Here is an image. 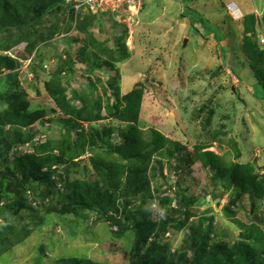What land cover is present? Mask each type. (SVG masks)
I'll return each mask as SVG.
<instances>
[{"label": "rangeland", "instance_id": "374dc122", "mask_svg": "<svg viewBox=\"0 0 264 264\" xmlns=\"http://www.w3.org/2000/svg\"><path fill=\"white\" fill-rule=\"evenodd\" d=\"M245 1L250 14L264 15V0ZM231 2L234 1L144 0L141 12L130 8L115 14L76 8L68 33H58L45 40L38 35L32 38L33 47L28 52V39H19V32H12L5 42H0L3 48L0 63L7 64L2 57L15 61L14 69L0 67V109L8 108V87L19 89L29 112H35L39 106L49 110L41 120L26 128L37 134L34 142L58 141L62 124L54 120L61 116V111L49 95L46 83L55 78L62 65L70 63L71 73L60 76L67 98L78 92L91 100L102 101L101 117L94 122H83L85 136L90 131L102 134L111 128L115 130L111 144H116L120 142L118 131L125 130L129 123L108 115L106 105L117 102L114 95L117 88L122 96L134 89L142 90V109L136 126L149 150L156 146L153 131L185 149L172 159L154 151L146 171L147 190L152 197L148 193L145 197L131 196L129 205L135 218L124 221L135 225L144 211L152 212V220L159 219L164 211L161 219H183L190 213L195 215L190 222L197 218H203L206 226L212 222L215 229L211 245L219 244L226 249L239 240L240 230L226 218L225 208H236L237 219L244 226H259L260 219L253 221L255 215L264 218V199L261 203L258 198L251 200L249 193L240 194L237 199L233 181L216 180V172L204 168L195 155L197 146L207 145L206 151L216 153L226 165L253 164L254 174L264 180V92L262 87L259 86L260 91L256 88L258 83L242 52L243 22L250 14L246 12L243 20H236L227 9ZM50 11H45L49 20L46 26L51 24ZM62 18L60 14L57 16L59 22ZM257 18L262 20L260 16ZM255 30L254 40L264 50V25L259 22ZM94 41L97 46L105 45L107 53L103 56L102 51L85 53L83 48L87 44L94 46ZM36 52L41 53L38 61L33 60ZM113 52L121 60L110 58ZM92 54H99L104 60L101 66L94 62V55L90 57ZM77 132L71 133L73 141L79 138ZM108 137L105 135V141ZM235 143L241 150V158H236ZM166 148L168 144L162 152ZM31 153V144L14 148L9 156L0 153V173L11 174L2 179L0 175V194L6 197L0 199V229L8 224L1 217V210L12 203L10 200L16 194L10 187L23 175L17 172L13 162ZM92 155L88 150L72 161L71 182L99 180L89 162ZM55 168L59 170L62 166ZM54 178L59 182V177ZM47 189L38 181L26 186L24 202L39 211V219L8 217L15 227L29 229L31 234L20 244L0 246V264H70L73 259H88L94 264H128L133 238L129 232L116 235L118 228L109 219L111 211L105 216L102 206L96 204L93 210L61 214L58 211L69 201L63 194L43 200L41 194ZM234 199L235 206L231 204ZM258 203L254 211L253 206ZM260 228L264 231V220ZM189 232V225L182 231H174L170 224L162 244H169L171 254L177 252L185 248V235ZM191 255L187 250V257Z\"/></svg>", "mask_w": 264, "mask_h": 264}, {"label": "trees", "instance_id": "16d2710c", "mask_svg": "<svg viewBox=\"0 0 264 264\" xmlns=\"http://www.w3.org/2000/svg\"><path fill=\"white\" fill-rule=\"evenodd\" d=\"M76 4L75 0H0V42H5L12 32H19V39L22 37L28 39V52L33 47V39L38 35L42 40H45L58 33H68L72 29ZM48 10H51L52 20L51 24L46 26L49 20L45 16V11ZM59 14L63 16L60 22L57 19ZM86 19L89 20V18ZM261 23L264 25V15ZM243 24L242 52L246 55L247 65L258 83L256 88H259L258 91L263 88L264 92V50L254 40L255 29L258 26L257 16L255 14L246 16ZM251 32L253 35H250ZM12 44L13 42L7 47H11ZM93 44L92 47L87 44L83 48L84 52L88 54L89 51L97 53L102 51V56L103 53H107L103 47L105 45L97 46L95 41ZM1 49H3L2 46H0ZM93 55L96 57L94 62L101 66L104 60L102 61L99 54H92L90 57ZM90 57L87 59L90 60ZM111 57L113 59L119 57L121 60L119 54L114 52L110 55ZM2 58H5L7 64L0 63V67L15 68L13 59ZM40 58L41 53L36 52L33 60L38 61ZM71 67L70 63H65L60 67L55 78L46 83L49 95L56 101L61 111V116L54 120V122L62 124L61 136L56 142H34L37 134L26 130L27 127L41 120L49 110L39 106L35 112H29L27 102L23 99L19 89L9 86L6 90L8 98L6 102L9 105L6 109H0V153L6 152L9 156L14 148L30 144L33 153L21 155L13 162L17 172L23 173V175L21 180L19 177L18 182L10 187L16 193L10 200L12 203L7 204L1 210V217L8 224L0 229V246L17 245L30 236L29 229L15 227L8 217L20 216L25 219H33V221L39 219V211L34 210L31 203L24 202L26 186L38 181L48 188L41 194L43 200L52 195L63 194L64 198L69 201L64 209L58 211L61 214L76 213L78 210L85 209L93 210L96 204L102 206L104 215L111 211L109 219L118 228L116 235L129 232L133 238L134 246L129 252L128 264H264V231L260 228V223L264 218L255 215L253 221L257 222L260 219L259 226L256 224L244 226L237 219L238 211L231 206L225 208L224 212L226 218L239 228L240 234L239 240L226 249L219 247V244L211 245L215 229L212 222H209L207 226L203 223V218H197L190 222L191 217L195 215L187 212L183 219L179 217L161 219L165 212L163 210L159 219L152 220V212L144 211L137 217L135 225L124 221L126 218H135V214L132 213L133 208L129 205L131 196L145 197L148 193V197H152L147 190L149 182L146 171L147 161L154 151L160 152L162 157L168 156L172 159L178 157L185 148L177 142L166 139L159 132L153 131L156 146H154V150H149V145L140 136L136 126L139 122L143 101V91L139 89H134L131 93L122 96L120 89L117 88L114 92L117 102L112 104L108 102L106 105L108 115L129 123L125 130L118 131L120 142L111 144V136L115 132L111 128L104 130L102 134L90 131L89 136L86 137L83 131L85 129L83 122H94L101 117L102 101L100 99L91 100L88 95L78 92H75L71 99L67 98L65 90L61 86L60 76L65 72L71 73ZM9 75L10 78L14 76L12 72ZM254 92H256L255 88ZM75 102L80 104L77 105ZM62 115L68 116V118ZM7 126L10 128L6 129ZM74 130H78L79 138L76 141L72 140L71 135ZM105 135L109 136V140L105 141ZM166 144H168V148L162 152L163 146ZM233 146L236 158H241L238 144L235 143ZM86 148L93 154L89 162L99 178V182H71L69 173L72 167L70 165L73 164L72 161L77 158L79 153L88 151ZM206 149H208L207 145L197 146L195 155L204 168L216 172V180L229 178L237 188V199L240 194L249 193L251 200L258 198L257 200L261 203L264 199V180L254 174L253 164H235L231 167L223 163L216 153L206 151ZM3 161L9 163L8 159ZM58 165L62 166L59 170L55 168ZM8 173H0L1 179L11 175L10 172ZM24 175H28V177ZM55 175L59 177V182L54 178ZM58 184L62 186L61 189L58 188ZM4 198H6L5 195L0 194V199ZM236 201L234 199L231 204L235 206ZM259 203L253 206L254 211L258 209ZM50 211L57 210L50 209ZM173 212L176 211L173 210ZM166 213H169V208ZM170 224L174 231H182L188 225L190 229V232L185 235V248H180L172 254L169 252V244H162ZM187 250L192 252L190 257H187ZM70 264H94V262L88 259H73Z\"/></svg>", "mask_w": 264, "mask_h": 264}, {"label": "built area", "instance_id": "2783aa9c", "mask_svg": "<svg viewBox=\"0 0 264 264\" xmlns=\"http://www.w3.org/2000/svg\"><path fill=\"white\" fill-rule=\"evenodd\" d=\"M77 2L76 8H86L94 13H119L122 10L127 11L126 8H135L139 12L143 7V0H75ZM232 12L239 13L236 4L232 3L229 6Z\"/></svg>", "mask_w": 264, "mask_h": 264}, {"label": "clouds", "instance_id": "9594fccd", "mask_svg": "<svg viewBox=\"0 0 264 264\" xmlns=\"http://www.w3.org/2000/svg\"><path fill=\"white\" fill-rule=\"evenodd\" d=\"M67 1H71V0H67ZM80 1H83V0H80ZM76 3H77V2H76ZM232 3L236 4L237 9L239 10V13H240L239 17H238V18H235V19L239 21V20H241L242 18H245V15L243 14V12L241 13V9H240V7L238 6V4H237L236 2H231V4H232ZM76 6H77V4H76ZM76 6H75V9H76ZM143 6H144V0H143ZM229 6H230V5L227 6V9H228L230 12H232V11L229 9ZM126 9H127V10L130 9V7L126 8ZM142 10H143V7H142V9H141L139 12H141ZM255 15H256V14H255ZM257 16H258V17H259V16L262 17L263 15L261 16L260 14L257 13ZM257 19H258V24H259V22H261V20H260L259 18H257ZM242 20H243V19H242Z\"/></svg>", "mask_w": 264, "mask_h": 264}, {"label": "crops", "instance_id": "0c3cea01", "mask_svg": "<svg viewBox=\"0 0 264 264\" xmlns=\"http://www.w3.org/2000/svg\"><path fill=\"white\" fill-rule=\"evenodd\" d=\"M234 2H236L238 4V6L240 7L241 11L243 12V14L245 15L246 12L249 13L250 11V6L247 5V2L245 0H232ZM243 8H245V10H242ZM259 9V8H258ZM250 14V13H249ZM246 16V15H245ZM229 48V47H228ZM230 50V49H229Z\"/></svg>", "mask_w": 264, "mask_h": 264}, {"label": "bare ground", "instance_id": "6f19581e", "mask_svg": "<svg viewBox=\"0 0 264 264\" xmlns=\"http://www.w3.org/2000/svg\"><path fill=\"white\" fill-rule=\"evenodd\" d=\"M242 13V12H241ZM231 14L234 16V18H238L240 13L237 12H231Z\"/></svg>", "mask_w": 264, "mask_h": 264}]
</instances>
